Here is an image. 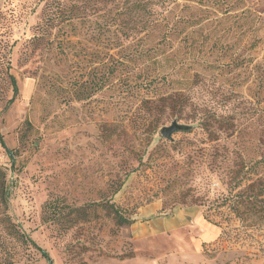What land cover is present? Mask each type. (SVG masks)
I'll return each mask as SVG.
<instances>
[{
  "label": "rangeland",
  "instance_id": "rangeland-1",
  "mask_svg": "<svg viewBox=\"0 0 264 264\" xmlns=\"http://www.w3.org/2000/svg\"><path fill=\"white\" fill-rule=\"evenodd\" d=\"M56 1L0 0V264H48L32 243L51 264H264L261 246L211 254L196 223L212 226L216 184H264V0H168L166 26L122 46L82 29L52 43ZM143 74L186 103L146 101ZM173 122L190 129L166 140ZM249 201L264 207V192ZM238 202L247 231L264 225Z\"/></svg>",
  "mask_w": 264,
  "mask_h": 264
},
{
  "label": "trees",
  "instance_id": "trees-1",
  "mask_svg": "<svg viewBox=\"0 0 264 264\" xmlns=\"http://www.w3.org/2000/svg\"><path fill=\"white\" fill-rule=\"evenodd\" d=\"M77 1H79L78 3H83V10L80 9L76 3L69 6V8H63L59 0L56 1V8H54V11L52 8L54 4L48 3L44 5L43 13L44 15L48 14L46 24L50 22H56L58 25L61 23L66 24V29L58 31L52 40V43L54 42L57 46L72 44V39L80 35L81 29L91 31V34L97 32L99 36H104L106 41L113 42L116 40V46H122V44L127 41L145 40L149 37L151 31L161 30L167 24V21L165 22V19L162 18V13L168 6V0H76V2ZM107 6H110V8L107 9L104 14L97 12L99 7ZM190 24H196V21H190ZM44 32H46V30ZM61 32L65 35H61ZM141 35H143V37H139ZM122 67H125L124 63H117L116 73L119 71V68ZM158 81V77L143 74L139 78V84L135 87H137V91L145 90V95L150 94L151 91L153 96H151V98L148 97L149 99L146 101L156 102L161 108L179 109L186 103V99L182 94L163 95L162 93H158L159 90L156 89ZM12 84L14 93H16L13 79ZM3 148L6 155L12 159L14 151L4 146ZM4 182L5 174L0 170L1 191ZM240 183V180L235 182V186L232 189L221 188L218 184H216L217 189H212L208 219L211 221L210 223L212 226L216 227L219 231L217 238L218 245L215 250L220 251L224 244L243 245L248 244V242L250 247H255L259 235L257 232L259 230L263 231L264 225L252 226L251 231H247L244 225L246 221L242 218L238 209V200L240 199V203L244 205L248 212H260L264 210V207L255 209L254 201H249L250 198L253 197L256 199L263 194L264 191L262 190H264V184L256 193H252L253 185L248 187L247 191L251 192L250 195H248L246 192L238 193L235 190ZM119 190L120 186L118 185L116 187V193ZM108 208L114 214L116 226H130L133 223V220L125 216L119 209H114V207L110 205H108ZM32 244L38 250L40 256L46 259L48 264H51V259L48 254L39 247H36L34 243ZM262 249L264 250V248Z\"/></svg>",
  "mask_w": 264,
  "mask_h": 264
},
{
  "label": "crops",
  "instance_id": "crops-1",
  "mask_svg": "<svg viewBox=\"0 0 264 264\" xmlns=\"http://www.w3.org/2000/svg\"><path fill=\"white\" fill-rule=\"evenodd\" d=\"M186 214L187 213L180 212L174 218H171L168 221H166L165 222V226L169 230L175 229L177 227L176 225L179 223V221L184 219ZM196 223H197V226L201 230V232H200L201 233V240L203 242H210L209 243V245H210V247H209L210 248V253L211 254L219 253L218 250H215L216 246L218 245V241H217L218 234H219L218 229L216 227H214V226H211V225L209 226L208 224L203 223V221H201L198 216H196ZM257 233L259 235L257 237V242H256V246L255 247H250L249 242H248V244H243V245H240V244H238V245H234V244L226 245V244H224L222 249L224 248V250H226V251L241 250V251H244V252H247V253H249L250 251L257 252L259 250L260 246H261V248H264V228H263V231L259 230ZM259 252L260 251H258V253ZM259 255L260 256L264 255V250L261 251L259 253Z\"/></svg>",
  "mask_w": 264,
  "mask_h": 264
},
{
  "label": "water",
  "instance_id": "water-1",
  "mask_svg": "<svg viewBox=\"0 0 264 264\" xmlns=\"http://www.w3.org/2000/svg\"><path fill=\"white\" fill-rule=\"evenodd\" d=\"M190 127L185 125H179L177 122H173L170 126L162 127L159 130V134L166 140H171V136L179 131L188 130Z\"/></svg>",
  "mask_w": 264,
  "mask_h": 264
},
{
  "label": "built area",
  "instance_id": "built-area-1",
  "mask_svg": "<svg viewBox=\"0 0 264 264\" xmlns=\"http://www.w3.org/2000/svg\"><path fill=\"white\" fill-rule=\"evenodd\" d=\"M213 188H217V186H214Z\"/></svg>",
  "mask_w": 264,
  "mask_h": 264
}]
</instances>
